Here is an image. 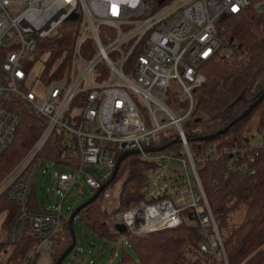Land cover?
<instances>
[{"label": "built area", "instance_id": "built-area-1", "mask_svg": "<svg viewBox=\"0 0 264 264\" xmlns=\"http://www.w3.org/2000/svg\"><path fill=\"white\" fill-rule=\"evenodd\" d=\"M247 10L264 20V0H0V154L15 142L22 110L46 122L31 151L0 183V196L6 194L21 205L10 241L17 244L26 233L37 240L28 248L33 257L43 252L49 256L51 239L62 232L67 220L65 204L72 190L79 189V197L85 189L95 194L111 179L123 154L139 151L143 160L159 163L149 172L156 178L155 185L160 180L173 182L170 164H181L192 202L187 205L180 199L183 205L177 207L165 199L124 211L122 223L128 233L142 237L175 230L183 225L182 210L190 208L199 219L200 252L228 264L183 123L194 112L195 90L207 82L204 65L225 44L220 19ZM72 16L76 19L71 21ZM67 22L75 24L72 45L65 52L67 67L55 71L57 78L46 84L43 65L50 56L37 66L34 61L46 53L41 41L53 37ZM29 79L33 87L27 86ZM172 86H178L190 103L184 116L176 115L166 103ZM140 109L148 112V118ZM53 136L62 138L61 154L57 160L40 158ZM164 140L169 148L146 152L165 147L154 146ZM174 146L179 149L166 152ZM247 147H233L229 171L238 168L244 178H251L256 169L241 163ZM254 147L264 148V138ZM69 160L76 164H66ZM248 160L251 164L255 159L249 156ZM89 166L109 172L100 179L88 172ZM51 171L58 203L30 209L35 179L40 173L46 179ZM111 198L107 191L105 202ZM67 212L72 208L67 207ZM28 258L25 264H31Z\"/></svg>", "mask_w": 264, "mask_h": 264}, {"label": "trees", "instance_id": "trees-1", "mask_svg": "<svg viewBox=\"0 0 264 264\" xmlns=\"http://www.w3.org/2000/svg\"><path fill=\"white\" fill-rule=\"evenodd\" d=\"M74 26V23L67 22L53 37L41 41L42 51L48 52L50 56L43 65L44 83L55 80L57 70L59 72L67 67L69 57L66 53L72 45ZM219 33L223 35L225 44L218 56L203 67L207 82L194 92V119L187 125L186 134L223 238L229 264H264V148L252 144L253 132L264 130V20L253 10H247L239 16L225 15L219 21ZM222 51L230 52L231 55H222ZM255 103L257 106L247 118L236 123L227 133L218 135ZM21 113L23 119L15 142L5 153L0 154V183L30 152L44 130V119L28 110H22ZM208 137L212 138L208 141L199 140ZM61 143L62 138L53 136L40 158L57 160L61 154ZM168 143L164 140L154 146L166 147ZM237 144L242 149L244 145L248 146L244 148L246 157L241 163L248 162L256 169L254 177L244 178L238 168L229 171L233 162L232 149ZM173 149L179 147L174 146L166 151ZM210 153L213 155L209 156ZM249 156L255 159L254 163L250 164ZM66 164L76 162L69 160ZM158 166L159 163L147 162L140 155L128 157L111 183L123 182L121 209L108 210L106 207L105 194L110 185L93 204L79 213L80 222L98 239L118 241L122 235L117 234L114 227L117 217L124 211L135 209L141 204L171 199V195H167L158 200H148V174ZM29 208L41 209L35 187L30 196ZM20 209L21 205L10 201L6 194L0 196V216L4 215L1 232H7L10 236ZM181 219L183 225L175 230L142 237L130 233L124 235L133 254L125 250L119 264H223L200 252L203 238L195 211L183 209ZM36 241L26 233L17 244L10 239L2 241L0 238V264H10L11 259H5V255L13 245L28 249ZM72 243L70 226L65 220L62 232L51 239L49 264H56ZM38 256L28 258L29 262L36 264Z\"/></svg>", "mask_w": 264, "mask_h": 264}, {"label": "rangeland", "instance_id": "rangeland-1", "mask_svg": "<svg viewBox=\"0 0 264 264\" xmlns=\"http://www.w3.org/2000/svg\"><path fill=\"white\" fill-rule=\"evenodd\" d=\"M47 53L48 52L42 55H37L36 60L34 61L35 66L47 59L49 56ZM224 54H227L228 56L231 55L230 52L222 51V55ZM27 86H34L33 79L28 80ZM166 103L176 115L184 116L190 109V103H188L187 97L182 93V90L178 86L171 87ZM140 112L144 119L148 118L147 111L140 109ZM193 119L194 117L192 114L184 121V126L186 127ZM169 130L174 131L172 134L174 135V140H177L175 128L171 127ZM263 138L264 130L262 132H258L257 130L254 131L252 144L255 145L259 143L263 140ZM170 167L172 171V173L170 172V176L173 178V182H164L163 180H160L158 184L155 185L154 181L156 178L148 174L150 177V191L148 194V200L154 201L167 195H171V200L176 203L177 207H181L183 203L189 205L192 202V199L186 171L184 167H182V165L177 162H171ZM87 170L100 179L104 178L109 172L107 169L100 166H89L87 167ZM53 174L54 173L51 171L45 179L43 173H40L35 179L37 201L41 207L49 208L51 206H55L58 203L56 188L52 187ZM190 180H193L192 175L190 176ZM122 186L123 182L118 181L113 183L109 188L107 187L108 192H110L112 195L110 202H106V207L108 210L121 209L120 194L122 191ZM192 187L195 189L196 195H198V191L194 184ZM79 193V189H73L66 200L64 216L67 218V220H69L73 211H75L80 205H82L94 195V193L88 189H85L82 196L80 197ZM180 199H183V203H179ZM67 207H71L72 212H67ZM74 228L77 238L76 250L78 251V257H75L74 254H71L66 258L63 264H119L125 250L128 253L133 254V251L128 245L127 238L125 236H121L116 242L100 240L94 234H92L83 223L80 222L79 218L76 219ZM0 238L2 241H7L10 239V236H8L7 232H1L0 229ZM28 256L33 257V253H30L29 250L23 246L13 245L5 255V259H11L10 264H25ZM36 264H49V257L47 256L46 252H43L38 256Z\"/></svg>", "mask_w": 264, "mask_h": 264}, {"label": "water", "instance_id": "water-1", "mask_svg": "<svg viewBox=\"0 0 264 264\" xmlns=\"http://www.w3.org/2000/svg\"><path fill=\"white\" fill-rule=\"evenodd\" d=\"M76 19V16H72L70 18V20H75ZM257 106V103L253 104L245 113H243L236 121H234L233 123H231L226 129H224L223 131L219 132L218 135H222V134H225L228 132V130L233 127L236 123L244 120L245 118H247L250 113L252 112V110ZM212 137H208V138H201L199 140L201 141H208L210 140ZM174 143H177V142H174ZM171 145H168L166 147H162V148H159V149H154V148H151V149H147L146 152H161L167 148H169ZM139 154V151H134V152H128V153H125L123 154L117 161V164H116V167H115V170L113 172V175L111 177V179L105 183V185L102 187L101 190H99L98 192H96L89 200H87L86 202H84L82 205H80L75 211H73L70 215V218L68 220V223H69V226H70V232H71V235H72V239H73V243L71 245V247L60 257V259L58 260V262L56 264H63L64 261L66 260V258L71 255V254H74L75 257H78V251L76 250V246H77V238H76V235H75V221L76 219L78 218V215L79 213L84 209L86 208L87 206L93 204L101 195V193L111 185L112 182L115 181V179L117 178L118 176V173H119V169H120V166L122 164V162L127 159L128 157H130L131 155H137ZM115 231L117 234L119 235H126L128 233L127 231V228L126 226L122 223V217L119 216L117 217V220H116V224H115Z\"/></svg>", "mask_w": 264, "mask_h": 264}, {"label": "crops", "instance_id": "crops-1", "mask_svg": "<svg viewBox=\"0 0 264 264\" xmlns=\"http://www.w3.org/2000/svg\"><path fill=\"white\" fill-rule=\"evenodd\" d=\"M3 222H4V215H1L0 216V226L1 227H2ZM1 227H0V229H1Z\"/></svg>", "mask_w": 264, "mask_h": 264}]
</instances>
